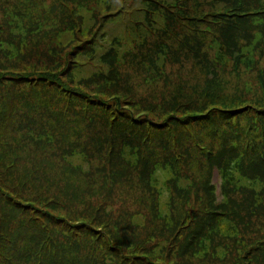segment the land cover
<instances>
[{
  "label": "trees",
  "instance_id": "trees-1",
  "mask_svg": "<svg viewBox=\"0 0 264 264\" xmlns=\"http://www.w3.org/2000/svg\"><path fill=\"white\" fill-rule=\"evenodd\" d=\"M137 1L121 5L145 21L123 19V34L102 40L101 16L87 36L74 18V40L51 47L44 62L15 45L19 24L0 23V264H264V0H199L195 12L182 0ZM144 34L156 39L158 59L139 53ZM209 35L212 58L202 50ZM173 38L202 59L205 84L187 96L176 86L170 104L135 97L120 56L130 51L156 71ZM254 68L258 96L239 86L223 94V74L240 82ZM20 116L16 136L2 133ZM71 125L85 136L63 139ZM23 141L46 156L20 171ZM96 174L103 184L91 182ZM136 183L130 198L119 189Z\"/></svg>",
  "mask_w": 264,
  "mask_h": 264
},
{
  "label": "rangeland",
  "instance_id": "rangeland-1",
  "mask_svg": "<svg viewBox=\"0 0 264 264\" xmlns=\"http://www.w3.org/2000/svg\"><path fill=\"white\" fill-rule=\"evenodd\" d=\"M55 1L56 0H0V23L10 22L14 25L19 24V29H17L18 27L14 29L17 36L19 37V40L15 41V45L23 47L24 52H26L30 58L41 59V62H44L48 59L47 56L50 54L51 47H60L61 49L68 45L66 42L74 40L76 37L72 29L74 25V18L81 20L80 23L83 26V29L80 31V34L87 36L91 32V25L97 22L96 16H101V18L98 20L99 22L103 20V23L96 31V35L98 34L99 38L102 40H105L103 35H105L106 32L108 35L106 40H109L113 34H120L122 32L121 26L123 25V19L125 21H129L130 23L134 21L133 19H142L145 21L144 15L142 13L136 11L133 13L131 11H126L131 8V5L138 6L140 2L137 0L133 4L131 2L132 0H127L125 6L126 10L125 7H122L121 5L123 0H65L67 4L63 7H57L58 5H56V2L58 1ZM166 1H168L166 3H170L173 0ZM196 1L199 0H182V5L189 6V9H192V11L195 12L198 11L197 7H195ZM261 3L264 4V2ZM67 6L72 9L70 12L68 11ZM162 9L163 8L159 7V13H167ZM73 11H75V14L79 12V14L82 16H73ZM102 15L105 17L102 18ZM4 18H8V21H3ZM158 19L160 22L163 20L161 17ZM12 20L15 21L12 22ZM173 31L178 32L180 34V38L182 39L190 36L189 33L185 32L180 25H176L173 28ZM258 31L259 29L255 30L254 34H256ZM10 32L12 33V31ZM0 34L3 35L5 32L1 30ZM21 38H23L24 43L21 42ZM173 39L174 41H170V43L171 46L174 47V50L171 52V54H169L168 57L163 59V63H161L162 65L156 71H154L153 66L147 64L146 61L142 63L139 62L141 59H132L129 50V52H123V54L120 56L118 63L121 68V79L125 80L129 84V89L134 92L135 97L138 95L147 99H153V101L156 102H161L160 97L162 96L164 100H167V103L170 104L172 95L176 94L174 93L176 86H178L177 88L181 90L180 95L187 96L197 86L198 88H201L205 84V80L208 78L209 72L204 65L195 64V62L203 64L201 62L202 59L193 56L187 49L179 51V43L176 38ZM146 40H148V43H146ZM155 40L156 39L154 37L148 36L146 34L140 38H137L140 50L139 53H150L154 55L153 59H158L161 52L158 49ZM158 41L159 40H157V42ZM241 41L244 42L243 40ZM103 43L106 44L105 41H103ZM3 47L7 48V45L5 44ZM11 48L12 47L10 46L9 49L11 50ZM14 48H16L17 52H19L17 47ZM202 50L204 51V54L207 53L208 58L214 57L215 52L217 51V45L214 43V40L210 35L207 36ZM257 53L258 51H254V58L257 56ZM261 60L264 61V56ZM242 72L243 73L241 77H243V79H241L240 82H238L236 77H234L231 73L222 75V78H225L223 87V94L225 96L233 97L238 86L239 89L243 91V93H245V89L249 91V93L251 92L252 98L260 94V90L257 88L256 81H254L256 76L255 68L254 72H250L247 69ZM79 115H83L81 110L78 112V118ZM47 116L48 117L46 119H49L50 115ZM50 118L52 121H54L56 118H59V116L57 114L55 117ZM70 118L76 124V119L72 117ZM221 119L223 120L224 118ZM23 122H25V120H23L20 116L18 121L12 123L9 122L6 124L2 133L16 136L15 133H17L18 124L23 126ZM227 122L229 123V121ZM0 127H2V124H0ZM69 127L72 130L65 129L64 136H67V138L63 139L76 142L78 138L81 139L85 136V133L76 131V126L71 125ZM22 129L27 131L25 127H22ZM9 131L11 132L9 133ZM61 131L64 132L63 129ZM203 136L206 141L214 143L213 139L210 137L204 134ZM97 139V135L93 133L91 134L89 143L97 147V145H100V143L97 142ZM23 143L25 145V141H23ZM48 146L49 145L46 147ZM32 147L35 148L38 146L34 145L33 143H27L21 148L20 155L22 159H25L21 165L18 166V170L22 171L23 168L29 169V167L32 166L33 160L35 158L39 161L44 160L46 156L44 152L40 148L35 152L31 149ZM53 147H55V143H53ZM27 148L29 151H27ZM100 152H104V150H99L97 147V154L100 160H103L104 155ZM63 155L62 151H60L58 153V158L62 160ZM133 157V160L136 159L135 155H133ZM69 160H71V158H69ZM73 161L75 164H77L78 158H73ZM130 161L133 163L132 160ZM163 175L165 174L163 173ZM91 180L92 183L100 182L103 184V179L99 174L93 176ZM216 181L219 183L218 179H216ZM181 182L183 183V181ZM78 184L82 185V183ZM123 185L127 187L126 183ZM123 185L120 186V191L126 195V197L128 196L130 198L131 193L135 192V186L137 183L133 185L132 189L126 190L123 188ZM15 221L18 222L16 218ZM26 222L25 229L26 233L28 234L30 230V226L28 225H30V223L27 220V217ZM11 226L13 227L14 223H11ZM30 231L31 236L35 235L33 227Z\"/></svg>",
  "mask_w": 264,
  "mask_h": 264
}]
</instances>
